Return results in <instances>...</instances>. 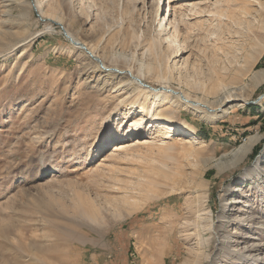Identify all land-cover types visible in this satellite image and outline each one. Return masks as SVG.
I'll return each mask as SVG.
<instances>
[{"label":"rangeland","instance_id":"1","mask_svg":"<svg viewBox=\"0 0 264 264\" xmlns=\"http://www.w3.org/2000/svg\"><path fill=\"white\" fill-rule=\"evenodd\" d=\"M40 1L106 64L140 70L144 87L216 105L237 86L246 102L212 120L171 98L154 110L114 76L95 83L57 25L41 31L52 22L33 0H0V264H264L239 250L256 242L264 255V171L249 177L264 165V77L252 81L264 0ZM155 117L204 143L166 136ZM243 144L252 150L232 158Z\"/></svg>","mask_w":264,"mask_h":264},{"label":"bare ground","instance_id":"2","mask_svg":"<svg viewBox=\"0 0 264 264\" xmlns=\"http://www.w3.org/2000/svg\"><path fill=\"white\" fill-rule=\"evenodd\" d=\"M251 1L254 2L255 0H234L236 5L242 4L243 6L248 5V3ZM30 7L32 8V5H30ZM33 9L38 12L39 18L41 19V21L46 22L49 19V20H51L50 22H52L49 24H45L44 28L42 30L40 29L41 31H52L53 30V24L57 25L59 27V31L61 30L64 32V36H65L66 40L69 41V43L74 48H76L79 52L83 53L85 55V58L88 61L92 62L95 65V68L93 70H91V72L88 73V75L91 74L90 77H91V79L94 80L95 83L105 84L106 82L110 81L109 75L114 76L118 80L117 90H124V91H126L125 92L126 94H130L131 89H138L142 93H145L146 95H150L151 100H152L153 109L159 107L157 102H165L166 99H167L168 103H172V101L169 100V98H171V99L177 100L179 102V104L181 103L182 105L197 111L198 113H200L201 117H206L207 119L212 120L216 116H219V115L226 113V110L221 109V107H223V104L226 103L227 101L242 98L241 101L246 102V99L243 96H241V97L237 96V93H236V89H238L237 86H233V87L232 86L228 87V85L223 86V93H222L223 96L219 97V99H218L219 102L216 105L210 104V102L208 100H202L199 98H192L184 90H182V89L175 90V88H173V87H171L165 83L160 84L159 89L155 90V91L148 88V87H144V83H142V81L146 82L145 81L146 79H145V75H143V73L140 70L133 72L132 70H130L128 68L106 64L104 62V60L102 59V57H100L102 59V61H101V59H99L95 55L96 53L94 52V50L91 47H89L84 41L78 39L75 36V34H73V32L70 31L65 26V24L63 22H61L58 19L45 16L43 13L42 7H41V1L40 0H33ZM34 36L37 37V35L35 34L31 38L33 39ZM167 38L169 41V45L168 44L167 45L169 47L175 46V48H177L179 51L180 45L176 42L173 35L170 34ZM84 46H86L89 51H86V48ZM88 52H91L92 54H90ZM92 57H94L95 60ZM98 61H100V65H99V63H97ZM101 62H102V64H101ZM81 65H82V68H85V66L82 64V62H81ZM92 76H94V77L92 78ZM244 77H246V76H244ZM261 77H264V69L254 73L253 77H252V81L255 83ZM185 81L188 82L189 78L185 77ZM104 87H106V86H104ZM131 96H132V94H131ZM128 97L130 100V96H128ZM262 97H264V95H262ZM153 116H155V115H153ZM153 121H155L154 123H156L155 124L156 126H154V127L160 128L161 131H163V133H165V135L167 134L166 136H168V137L184 134L185 142L188 143L189 146L192 145L193 143H204L202 140H200V139L198 140L197 136H195L190 130L185 128L183 125L175 124V123L169 122L167 120H163L161 118H156V117H155V120H153ZM139 127H141V124ZM137 133H139L138 135L140 137H144V136H142L141 130H138ZM248 139H245L244 143ZM133 141H135L136 143H142L141 139H137V140L133 139ZM250 141H251V139H250ZM127 146H128V140L119 141V142H116L113 145H111L109 151H111V154L116 153V152L119 153V152L125 150ZM250 146H251V144H243L236 151H234L232 158L238 157V159H239L240 157L238 155L239 154L244 155L249 150ZM256 167L257 168L255 169L254 174L249 176L250 179H252V180H254L255 178H258L262 174V172L264 171V165H263V167L262 166L260 167L259 165ZM56 177L57 176H54V178H56ZM52 178L53 177H49L48 179H52ZM260 190H261V187L259 186V191ZM235 201H237V200L235 199ZM251 214H252V212L245 217V221H253V219H252L253 214L252 215ZM211 231H212V229H211ZM216 237H217V239H215V244L222 242L220 236H218L217 233H216ZM233 241H234L233 236L230 234L226 237L225 244L229 245ZM241 249L243 252L241 256H244V258L247 257V263H253L257 260L264 262V255H262V253H263L262 248H259V246L256 242L255 243L252 242L250 245H244V247L240 248L239 250H241ZM247 251H250V253H246Z\"/></svg>","mask_w":264,"mask_h":264},{"label":"crops","instance_id":"3","mask_svg":"<svg viewBox=\"0 0 264 264\" xmlns=\"http://www.w3.org/2000/svg\"><path fill=\"white\" fill-rule=\"evenodd\" d=\"M260 138V137H259ZM258 138V139H259ZM258 139L255 141V142H253L252 144H253V146H254V144L258 141ZM252 145H251V147L249 148V150L246 152V153H248L250 150H252V147H253ZM246 153L244 154V155H246Z\"/></svg>","mask_w":264,"mask_h":264}]
</instances>
